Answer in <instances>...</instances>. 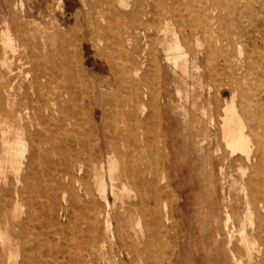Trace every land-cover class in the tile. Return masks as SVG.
I'll return each instance as SVG.
<instances>
[{"label":"rangeland","instance_id":"374dc122","mask_svg":"<svg viewBox=\"0 0 264 264\" xmlns=\"http://www.w3.org/2000/svg\"><path fill=\"white\" fill-rule=\"evenodd\" d=\"M129 1L0 0V34L9 26L22 52L51 35L46 61L71 88L63 108L80 119L49 132L26 129L21 170L0 174V264H257L262 257L242 241L241 182L264 180V0L240 36L223 21L222 4L213 12L212 0ZM157 29L154 61L144 48ZM1 38L0 85L8 71ZM176 38L184 52L178 66L163 44ZM31 69L24 66L15 82L27 102L36 97L24 95ZM233 95L251 133L252 162L231 156L222 136ZM31 134L51 141L34 148ZM133 165L140 187L119 178ZM252 220L249 234L260 219ZM151 235L159 255L145 250ZM97 242L101 255L93 259L87 248ZM133 243L144 251L137 261Z\"/></svg>","mask_w":264,"mask_h":264},{"label":"bare ground","instance_id":"6f19581e","mask_svg":"<svg viewBox=\"0 0 264 264\" xmlns=\"http://www.w3.org/2000/svg\"><path fill=\"white\" fill-rule=\"evenodd\" d=\"M180 1L185 3L186 0ZM259 3L260 0H212V9L213 12H215L217 10V5L222 4L225 11L223 21L229 23V25L235 26L236 34L240 36L244 33V28L245 25H247V22L253 23V18L256 15L259 16L256 8V5ZM204 9L206 12L208 11L207 7ZM148 14L149 13L147 12L141 13L143 16H148ZM161 14V12H158L157 15L154 16V20L159 19ZM148 22L152 23L153 19H149ZM205 29L206 32H208L211 29V26L208 24ZM160 31V29H157L155 35L150 36V39L145 44L144 48V51L150 50V57L154 61L157 58V53L154 47L155 39L160 35ZM165 31L166 30H164V32ZM9 33L10 27L8 26L7 29L2 30V33L0 34V36H2V44L4 45L2 51V65L8 69L7 81L0 85V91L2 94L6 95V97H4L0 92V137L2 147L0 155V174L5 173L8 166L12 167L17 173L21 170V159L24 152L27 150L26 138L24 137V131L26 129L32 130V128H36L37 126H43L45 132H49V128H47L49 125H55L57 128L62 129L71 124L78 126V121L80 120L79 116L68 113L63 108V105L66 102L65 96L71 94V88L66 84L65 80L60 78V75L55 72L54 68L49 65V62H47L48 60L46 59L47 57L44 55L49 46L47 39L50 38L51 35H44L39 44L34 45L32 49L27 45V52H22L21 47L24 45L15 44L14 38ZM163 44L167 45L165 47L167 60L178 66L180 59L184 56L183 45L180 40L176 38L172 43L164 41ZM243 53L244 49L240 44L239 54L242 55ZM210 54L214 55L213 49H211ZM41 61H45V63ZM27 65H32L31 72L33 73V82L30 90H27L24 95H36L31 102L25 101L24 98L19 99V93L15 91V82L20 76L19 74L22 72L23 67ZM194 67L198 69V64ZM183 68L186 74L190 72V66L187 61L183 63ZM138 72L139 69H136L135 74ZM27 98L28 97H26V99ZM155 101L156 98H154V102ZM224 113L225 115L222 118L221 129L223 139L225 140L227 148H229L230 155L238 156L239 154H243L248 162H252L253 141L251 139V133L249 134L247 132L249 126L238 110L237 95H233L232 99L226 103ZM247 116H249V114H247ZM124 119L126 118L124 117ZM129 121H131V119ZM125 124H127V122ZM129 124L130 123L127 125V129L130 128ZM114 130L118 133L120 130L119 125H115ZM73 137H77V135L75 133L69 134V139H72ZM50 141L49 137L47 138L45 136L31 134V143L34 148H37L39 144L48 143ZM75 145L84 147L85 143L82 139H78L77 137ZM117 151V148L113 146L112 149L108 151L107 156L111 165L110 175L113 180L116 179L114 174L117 167L112 155ZM103 156L104 154L101 153L100 157L102 158ZM90 157H94V155L90 154ZM238 159L239 158L236 160ZM136 169L137 166L133 165L129 171L127 170V172H124L121 175L119 174V178L125 182L139 186L134 173ZM241 184V191L243 192L246 204V213L241 220L242 241L247 244L248 252L251 256L256 250L258 252H263L262 257L257 264H264V241L256 246V242H251V239L249 238L250 235L256 238H260L264 235V180L260 181L251 176L248 177V179H243ZM152 186L157 188L156 179H154ZM141 189H144V187H141ZM142 199L144 198L142 197ZM153 199L156 203H159L157 194L153 196ZM254 215L260 220L256 222L253 231L249 234L247 223L248 220L253 222L252 217H254ZM251 224L253 226V223ZM129 225L130 222L128 221L120 226V235H122L124 229L128 228ZM145 246V250L148 251L150 256L155 254L159 255L161 253V249L159 245H156L152 235L149 236ZM87 249L93 259H96L100 254L99 251L101 250V247L97 242L92 246H89ZM143 252L144 251L138 244L133 243V249L130 254L133 253L134 261H137V259L142 256ZM150 263V260H148L147 264Z\"/></svg>","mask_w":264,"mask_h":264}]
</instances>
